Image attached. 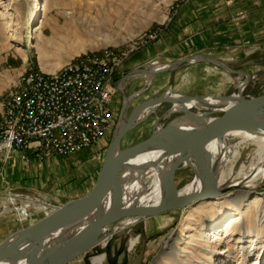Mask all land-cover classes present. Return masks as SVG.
Segmentation results:
<instances>
[{"label": "rangeland", "instance_id": "obj_1", "mask_svg": "<svg viewBox=\"0 0 264 264\" xmlns=\"http://www.w3.org/2000/svg\"><path fill=\"white\" fill-rule=\"evenodd\" d=\"M31 1L0 0V93L13 88L12 85L19 82L25 73H57L65 63L77 57L92 55L105 48L127 51L132 45L146 41L129 56L120 55L122 68L113 81L116 119L121 113L123 95L133 96L127 112L142 101L170 91L191 96L228 95L237 93L245 82L243 96L264 95V60L256 61V65L251 61L228 62L231 71L210 63H193L177 71L160 73L150 84H146L143 76L126 78L134 69L154 65L150 60L140 59V53H146L149 47L154 52V43L163 37L167 24L186 0H48V3L51 2L50 9L44 16L37 15L34 18ZM163 18L164 23L160 25ZM39 23L43 26L35 32L36 38L32 39V30ZM55 34L58 35L56 40L53 39ZM151 34H156V37L148 38ZM20 37L19 42L17 38ZM209 52L205 48L196 54L227 62L220 55ZM40 55L44 56L43 67L39 62ZM183 57H165L155 62L167 63ZM232 71H241V76ZM168 108L170 105L167 103L156 106L155 112L124 135L121 148L146 138L156 126V116L163 115ZM191 112H206L208 118L221 114L203 107H192ZM181 114L171 113L162 124ZM255 152L253 146L244 152L241 150V159L247 164L248 172L256 160ZM20 154H15L9 161L0 157V181H62L59 189H63V195H55L52 191L56 192L58 186L54 189L48 184L45 194L41 193L51 208L86 195L97 179L103 159V156L97 159L93 149H83L69 156H53L25 165L19 158ZM6 168L10 173H7ZM195 177L192 167L179 164L175 172L178 189L192 182ZM73 181L78 184L71 185ZM239 190L231 197H227L228 190L220 198L191 203L184 209L137 222L134 226L136 230L123 234L124 243L135 240L134 246L125 248L127 257H130L128 264H228L224 262L227 258L230 264H264V180L253 189ZM251 192L254 193L250 195ZM35 202L34 198L25 202L32 208L34 216L39 217L47 212L43 204ZM18 205L7 215L24 223L29 217L22 219L18 215ZM110 226V230L104 233H118L117 236L120 238L121 235L122 238V232L119 231L121 226L117 228L118 223ZM67 264H83V256Z\"/></svg>", "mask_w": 264, "mask_h": 264}, {"label": "water", "instance_id": "obj_2", "mask_svg": "<svg viewBox=\"0 0 264 264\" xmlns=\"http://www.w3.org/2000/svg\"><path fill=\"white\" fill-rule=\"evenodd\" d=\"M198 62L210 63L226 71H231L228 67V62H223L205 54H193L173 62L160 63L165 65L163 68H154L150 70L149 67H143L134 69L127 74L126 78H131L132 76L144 77V73H149L151 77H154L160 73L173 71ZM232 72L241 73V71ZM205 96L206 95L191 96L180 94L178 98L181 100H201V98ZM216 96L222 99L236 98L230 94ZM123 97L125 101L121 109L120 118L115 125V131L105 150L98 176L93 187L86 195L67 201L46 213L40 219L29 223L24 228H18L10 232L0 240V262L11 255H14L16 259H23L27 251L47 235L60 228H71L82 219L91 217L89 221L82 228H79V230L67 241L60 240L59 242L63 244L56 245L50 257L31 258L25 263L67 264L76 257L83 255V264H89V257L101 252L102 247L100 246V242L103 237L104 228L116 223L120 219L128 217H154L173 209H184L187 204L193 201H210L219 196L222 197L223 193L219 191L216 186V177L209 166L208 160L204 156L205 154L202 153L204 144L232 131L264 129V118L261 117L264 114V95L246 97L242 95L236 99L232 106L222 111L214 110L216 113H221L215 117L208 118L206 116L207 113L202 112V116L208 119L207 121H203V118H201L202 116L194 117L195 114L191 112V110L187 111L185 109H180L179 112L185 116L189 115V113L192 114L189 119L198 125L195 129L180 128L174 125L175 119L173 118L169 122L163 124L161 128L154 126L153 130L146 138L121 148V141L124 135L140 122L135 120V117L143 106H156L161 103L169 104L170 108L167 109L162 117H156V121H158L176 112L173 110V105L177 100V98L167 97L164 93L158 97L136 104L126 118L127 106L129 100H131L133 96L123 95ZM153 112H155V109H152L151 113ZM149 114L150 113H147L145 117ZM122 118L126 120L119 127V122ZM176 147H184L187 152L193 153L196 166L208 179L205 191L199 194L172 196L156 205L125 207L124 200L127 193V184L121 174L125 164L138 153L153 149ZM238 190L239 189L236 188L229 190L227 197L234 196L237 194ZM253 193L254 192H251L250 195ZM109 194L111 196L110 205L107 210L103 211L101 206L104 199ZM262 195L264 196V193H262ZM110 262L114 264L113 261Z\"/></svg>", "mask_w": 264, "mask_h": 264}, {"label": "bare ground", "instance_id": "obj_3", "mask_svg": "<svg viewBox=\"0 0 264 264\" xmlns=\"http://www.w3.org/2000/svg\"><path fill=\"white\" fill-rule=\"evenodd\" d=\"M49 3L48 0H32L31 5L33 8V18L37 15L44 16L51 7ZM164 20L165 18H163L162 22L159 23H164ZM41 26L43 25L39 23L37 24V27L32 30V33L34 32V35H32V39L36 38V33L39 31ZM57 38L58 35L55 34L53 39L56 40ZM17 39L19 40V42L21 41V37ZM43 57V55L39 56V62L42 67L44 65ZM163 67H165V65L154 63L153 66H149V69L152 70L154 68ZM143 75L146 78V84H150L151 80L155 77H151L149 73H144ZM238 75L241 76L240 74ZM244 85L245 82L241 84V87L239 88V91L237 93L234 92L230 94L236 97L231 99H222L220 97H217L215 94H208L204 98H201V100H181L178 98L181 93L178 95L176 93H171L170 91V93L168 92L165 94L167 97H173L174 99L177 98L173 105V110H175L176 112H179L180 109L190 111L192 107H203L204 109L210 108L212 110L222 111L229 106H232L236 99H238L239 96L243 95V90L245 89ZM124 101L125 100H123V104ZM156 106H143L140 112L136 115L135 120L143 121L144 119H146V114L151 113L152 109H154ZM128 107L129 103L127 106V110ZM128 114L129 112H127L126 118L128 117ZM194 114V117H201L203 115L202 112H194ZM190 115L192 114L189 113V115L187 116L181 114L175 117L174 125L184 129L197 128L198 125L195 122L190 121ZM156 117H162V115H157ZM261 117L264 118V114ZM119 118L120 117H118V119ZM201 118H203V121L208 120L203 116ZM118 119L114 121L110 138L113 136L115 125ZM122 120L123 118L119 122V127L124 123L126 119H124L123 121ZM163 120L165 119H161L155 122L157 128L162 127ZM230 143L232 144L231 147ZM249 146H253L256 148V160L251 164L248 172L247 164H245L241 159V150L242 152H244ZM106 148L107 146L103 149L102 156H104ZM202 153L205 154L204 156L208 160L209 166L216 177V186L218 187V190L223 194L225 193V191L235 188H239L242 191L253 189L257 184L264 180V129L262 128L257 130L232 131L222 137L215 138L204 144ZM179 164H184L185 167H192L196 174L195 179L180 190L178 189L177 182L175 180V172L177 169H179ZM121 174L126 180L127 184V193L124 200L125 207L151 206L156 205L163 200L171 198L172 196H180L184 194H199L205 191L206 183L208 182L207 177H205L203 172L196 166L193 158V153L187 152L184 147L153 149L138 153L133 156L127 162V164H125L121 171ZM233 179L236 180L232 181ZM260 186H262V184ZM110 200L111 196L109 194L104 199L101 206V209L103 211L108 209ZM195 202L197 201H193L191 203ZM191 203L187 204L186 206L188 207ZM13 204H19V207L21 206L25 211H27L28 217L31 216L32 208L28 207L26 203L22 204L13 202ZM24 210L22 211L25 213ZM175 210L178 209H173L171 211ZM90 218L91 217L82 219L71 228H60L57 231L47 235L46 237L41 239V241L32 246L27 251L23 259H16L14 255H11L2 260L0 264H25L31 258L50 257L55 250V246L58 244H63L62 242H59L60 240L67 241L75 232L79 230V228H82ZM144 219L146 218L128 217L120 219L119 221L114 223H118L117 228L121 226V230L119 231L122 232V238L121 235L120 238L119 236H117L118 233L116 234L110 232L109 235L107 233H104L105 231L110 230L111 226L104 228L102 234L103 237L100 242V246L102 247L101 252L91 255L89 257L88 263L111 264L112 262L110 261H113L114 264H128L130 257H127L125 248L134 246L133 243L135 240H130L128 242L126 241L124 243L122 241L123 234L125 233V231H127V234H130V231L136 230L134 226L137 225V222ZM118 239L121 240H119L116 244ZM224 262L230 264V259L227 258V260Z\"/></svg>", "mask_w": 264, "mask_h": 264}, {"label": "built area", "instance_id": "obj_4", "mask_svg": "<svg viewBox=\"0 0 264 264\" xmlns=\"http://www.w3.org/2000/svg\"><path fill=\"white\" fill-rule=\"evenodd\" d=\"M145 43L77 57L57 73L22 75L0 94V157L9 161L21 153L20 160L29 164L93 149L101 159L115 121L113 81L122 68L120 55L129 56ZM22 210L16 207L22 219L28 218Z\"/></svg>", "mask_w": 264, "mask_h": 264}, {"label": "crops", "instance_id": "obj_5", "mask_svg": "<svg viewBox=\"0 0 264 264\" xmlns=\"http://www.w3.org/2000/svg\"><path fill=\"white\" fill-rule=\"evenodd\" d=\"M154 45V52L149 47L146 53H140V59L150 60L153 64L158 63L155 62L156 59L185 57L203 52L206 48L210 51L208 54L220 55L227 62L251 61L256 65L258 61L264 60V0H186L177 15L167 24L163 37ZM137 60L139 59L135 61ZM173 61L175 60L168 62ZM180 69L183 68L173 71ZM61 182L0 181V240L53 210L54 207L51 208L45 202L47 200L41 193L45 194V189L48 188L45 186L48 184L54 189L58 186L56 192L52 191L55 195H63V189H59ZM75 183L78 184L73 181L71 185ZM29 198H34L35 203L43 204V209L47 212L39 217L32 212L25 224L22 220L17 221L16 217L14 219L7 215V212L14 209L13 202L25 204L29 202Z\"/></svg>", "mask_w": 264, "mask_h": 264}, {"label": "flooded vegetation", "instance_id": "obj_6", "mask_svg": "<svg viewBox=\"0 0 264 264\" xmlns=\"http://www.w3.org/2000/svg\"><path fill=\"white\" fill-rule=\"evenodd\" d=\"M130 111H131V110H130ZM119 117H120V116H119ZM116 118H117V117H116ZM116 118H115V119H116Z\"/></svg>", "mask_w": 264, "mask_h": 264}]
</instances>
